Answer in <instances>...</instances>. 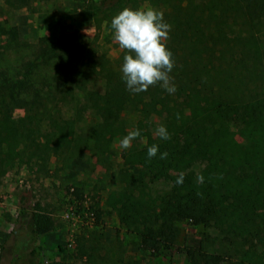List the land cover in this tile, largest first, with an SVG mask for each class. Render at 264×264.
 <instances>
[{
    "label": "trees",
    "instance_id": "1",
    "mask_svg": "<svg viewBox=\"0 0 264 264\" xmlns=\"http://www.w3.org/2000/svg\"><path fill=\"white\" fill-rule=\"evenodd\" d=\"M140 1L162 11L171 25L165 43L173 54L169 75L176 91L169 94L158 83L146 92H130L120 71L126 51L109 59L98 51L96 37L87 40L63 31L55 41L43 38L41 57L59 61V78L66 87L61 98L73 104V114L17 97V81L0 74V178L19 164L33 163L44 171L51 157L69 162L86 146L77 125L82 113L94 117L88 130L95 149L105 153L112 139L126 134L129 120L120 111H128L137 116L134 128L145 144L140 147L134 140L121 153L120 186L107 193L104 205L135 234L138 246L148 251L176 246L182 239L178 224L189 221L248 237L251 243L235 264H264V92L240 89L242 79L264 62V0H117L112 8L140 9ZM27 4L23 0L21 6ZM95 26L99 29L100 22ZM1 37L0 53L18 43L16 27L0 21ZM32 65L25 64V71ZM89 74L101 81V91H88ZM18 108L32 120L13 118ZM156 120L170 139L154 133ZM154 144L159 151L149 159L147 149ZM163 152L166 159L160 158ZM181 174L183 183L177 184ZM159 184L167 190L153 193ZM74 194L81 196L77 188ZM19 218L32 240L55 227L38 203L22 209ZM256 240L262 241L260 248ZM183 250L194 264L223 262L202 240ZM94 251L91 245L78 249L91 264H96Z\"/></svg>",
    "mask_w": 264,
    "mask_h": 264
},
{
    "label": "rangeland",
    "instance_id": "2",
    "mask_svg": "<svg viewBox=\"0 0 264 264\" xmlns=\"http://www.w3.org/2000/svg\"><path fill=\"white\" fill-rule=\"evenodd\" d=\"M22 1L0 0V21L5 26H15L18 39L15 46L0 53V74L17 81L14 88L17 97L41 100L39 106L57 108L70 116L73 104L61 98V91L66 87L59 78V61L42 59V39L55 41L63 31H75L87 40L96 37L98 51L109 59H117L122 49L114 40L111 28L112 18L120 12L112 8L117 0H24L28 1L25 7L21 6ZM149 7L147 1L139 2L140 9ZM96 20L100 22L99 29H96ZM31 63L33 65L25 71L24 65ZM239 65L236 63L237 67ZM86 86L88 91L102 90L101 81L92 74ZM240 89L246 94L264 92V62L242 79ZM120 115L129 120L127 132L112 139L105 153L95 149L94 137L88 130L94 117L82 113L77 125L86 146L69 162L51 157L44 171H38L33 163L19 164L0 178V264H91L78 252L79 247L88 245L96 249L93 252L96 264H194L183 249L197 246L201 240L208 251L223 257L221 264L236 263L251 243L248 237L229 236L213 226L182 221L178 224L182 239L176 246L143 250L135 234L118 223L115 210L106 208L107 193L120 186L118 172L123 167L121 153L125 150L120 148V140L129 131L136 130V115L128 111H120ZM12 117L25 123L32 120V115L22 108L15 109ZM158 127L156 120L154 133ZM235 138L239 139L237 135ZM135 140L140 147L144 146V137ZM130 168L136 171V167ZM70 188L79 189L80 197L73 193L76 199L86 196L94 211L101 209L92 227H78L63 218L71 197ZM166 190L165 184L152 187L153 193L162 194ZM36 203L50 215L55 227L32 240L19 214L22 209L31 210ZM69 239H73L71 247ZM261 243L256 240L257 248ZM32 249L37 253L33 254Z\"/></svg>",
    "mask_w": 264,
    "mask_h": 264
},
{
    "label": "clouds",
    "instance_id": "3",
    "mask_svg": "<svg viewBox=\"0 0 264 264\" xmlns=\"http://www.w3.org/2000/svg\"><path fill=\"white\" fill-rule=\"evenodd\" d=\"M111 28L114 30V40L120 49L126 51L120 71L128 90L132 93L146 92L149 87L159 83L169 94L174 93L176 87L169 75L174 67L173 54L165 43L169 39L171 25L164 21V13L151 7H125L112 18ZM140 135L138 129L129 131L120 140V148L129 149ZM156 135L163 140L170 139L164 126L157 128ZM158 151V145L150 146L147 149L148 158L155 157ZM167 156V152L160 154L161 159ZM183 179L181 174L176 183L182 184ZM198 182H203L202 176H198Z\"/></svg>",
    "mask_w": 264,
    "mask_h": 264
},
{
    "label": "built area",
    "instance_id": "4",
    "mask_svg": "<svg viewBox=\"0 0 264 264\" xmlns=\"http://www.w3.org/2000/svg\"><path fill=\"white\" fill-rule=\"evenodd\" d=\"M74 189L70 188L71 197L67 201L63 218L68 219L73 225L78 227H92L96 221V213L91 207L88 197L83 196L76 199L73 195ZM68 245H73V239H69Z\"/></svg>",
    "mask_w": 264,
    "mask_h": 264
},
{
    "label": "crops",
    "instance_id": "5",
    "mask_svg": "<svg viewBox=\"0 0 264 264\" xmlns=\"http://www.w3.org/2000/svg\"><path fill=\"white\" fill-rule=\"evenodd\" d=\"M81 29V28H80Z\"/></svg>",
    "mask_w": 264,
    "mask_h": 264
}]
</instances>
